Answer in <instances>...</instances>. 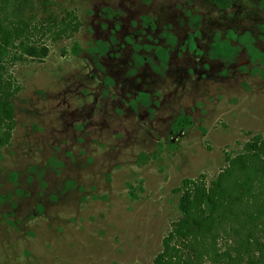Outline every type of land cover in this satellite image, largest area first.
Listing matches in <instances>:
<instances>
[{"label":"rangeland","instance_id":"rangeland-1","mask_svg":"<svg viewBox=\"0 0 264 264\" xmlns=\"http://www.w3.org/2000/svg\"><path fill=\"white\" fill-rule=\"evenodd\" d=\"M65 11L80 29L46 42L43 59L14 62L36 45L0 37L22 86L0 157V264H153L177 213L172 190L215 178L225 155L264 136V0L50 4L53 17ZM243 207L215 246L234 264L264 237V211Z\"/></svg>","mask_w":264,"mask_h":264},{"label":"trees","instance_id":"trees-1","mask_svg":"<svg viewBox=\"0 0 264 264\" xmlns=\"http://www.w3.org/2000/svg\"><path fill=\"white\" fill-rule=\"evenodd\" d=\"M53 1L0 0V37L36 45L24 46V54L14 57V62L43 59L48 52L46 42L71 39L79 31L81 24L73 11H65L59 17L49 13ZM206 1L217 10H227L234 0ZM39 11L46 15L38 16ZM71 52H80L76 43ZM8 67L10 63L6 66L0 61V157L16 126L14 99L22 90ZM224 161V168L208 182L199 175L182 180L172 190L177 197V213L153 264H234L231 256L215 250L218 230L235 217L238 207L253 206L255 212L249 215L250 219H259L264 211V136L251 135L236 155H225ZM253 241L258 254L248 256V264H264V237Z\"/></svg>","mask_w":264,"mask_h":264},{"label":"flooded vegetation","instance_id":"flooded-vegetation-1","mask_svg":"<svg viewBox=\"0 0 264 264\" xmlns=\"http://www.w3.org/2000/svg\"><path fill=\"white\" fill-rule=\"evenodd\" d=\"M228 10V9H227ZM219 11H226V10H219ZM166 53V51L164 50V49H161L160 51H159V54H165ZM142 99V98H141ZM187 119V117H185V118H183V117H180V118H178L177 120H175L174 122H173V124L171 125V128H172V130H174L176 133L178 132V131H180V129H181V127H180V123L183 121V120H186Z\"/></svg>","mask_w":264,"mask_h":264}]
</instances>
